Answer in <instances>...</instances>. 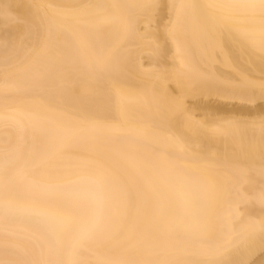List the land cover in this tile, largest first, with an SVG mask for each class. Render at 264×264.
<instances>
[{
  "label": "bare ground",
  "instance_id": "1",
  "mask_svg": "<svg viewBox=\"0 0 264 264\" xmlns=\"http://www.w3.org/2000/svg\"><path fill=\"white\" fill-rule=\"evenodd\" d=\"M262 0H0V264H264Z\"/></svg>",
  "mask_w": 264,
  "mask_h": 264
},
{
  "label": "snow or ice",
  "instance_id": "2",
  "mask_svg": "<svg viewBox=\"0 0 264 264\" xmlns=\"http://www.w3.org/2000/svg\"><path fill=\"white\" fill-rule=\"evenodd\" d=\"M262 6H264V0H262ZM259 200H260L262 206H264V188H262L260 193H259Z\"/></svg>",
  "mask_w": 264,
  "mask_h": 264
}]
</instances>
